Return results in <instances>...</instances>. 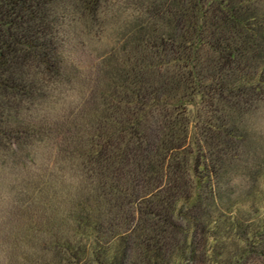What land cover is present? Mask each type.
I'll return each instance as SVG.
<instances>
[{"label": "trees", "instance_id": "16d2710c", "mask_svg": "<svg viewBox=\"0 0 264 264\" xmlns=\"http://www.w3.org/2000/svg\"><path fill=\"white\" fill-rule=\"evenodd\" d=\"M257 100L264 0H0V264H264Z\"/></svg>", "mask_w": 264, "mask_h": 264}, {"label": "clouds", "instance_id": "9594fccd", "mask_svg": "<svg viewBox=\"0 0 264 264\" xmlns=\"http://www.w3.org/2000/svg\"><path fill=\"white\" fill-rule=\"evenodd\" d=\"M128 10L124 11V16H127ZM84 25L80 22V27ZM54 89L51 97L44 102V104L37 105L35 114L43 115L45 110L50 108H58L61 104L70 100V95L60 92L56 89L55 85H50ZM240 124L245 130L250 140L258 146L257 153H248L243 155V159L252 166V163L257 155H264V100H257L254 102L253 107L249 108L240 114ZM22 169L20 166L10 164L0 170V207H3L15 195V185L20 179ZM81 177L75 174L70 168L60 174V181L69 189L74 188L80 182ZM229 185L237 192L247 190L252 183V178L244 168L237 169L230 173L228 177ZM257 184L261 190H264V175L257 178ZM35 250L32 249L24 240H21L19 245L16 246V259L20 264H26L25 255H31ZM3 264H8L4 261Z\"/></svg>", "mask_w": 264, "mask_h": 264}, {"label": "rangeland", "instance_id": "374dc122", "mask_svg": "<svg viewBox=\"0 0 264 264\" xmlns=\"http://www.w3.org/2000/svg\"><path fill=\"white\" fill-rule=\"evenodd\" d=\"M243 216L245 217V215L243 214Z\"/></svg>", "mask_w": 264, "mask_h": 264}]
</instances>
